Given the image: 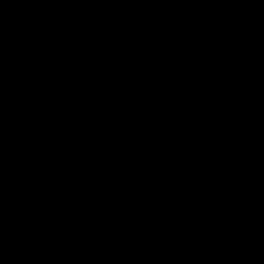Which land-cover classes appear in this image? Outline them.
I'll use <instances>...</instances> for the list:
<instances>
[{"label": "trees", "instance_id": "16d2710c", "mask_svg": "<svg viewBox=\"0 0 264 264\" xmlns=\"http://www.w3.org/2000/svg\"><path fill=\"white\" fill-rule=\"evenodd\" d=\"M263 107L264 0H0V264H264Z\"/></svg>", "mask_w": 264, "mask_h": 264}, {"label": "water", "instance_id": "95a60500", "mask_svg": "<svg viewBox=\"0 0 264 264\" xmlns=\"http://www.w3.org/2000/svg\"><path fill=\"white\" fill-rule=\"evenodd\" d=\"M264 118V107L263 109L259 112L257 118L255 121L252 123L251 128L247 132V135L243 142L241 143V151H240V158L238 162V169H237V176L235 180V184L233 186V194L231 198V216L234 225L236 226V229L239 231V233L242 235V237L247 241V243L256 251L261 253L264 256V249L259 247L252 239L251 237L243 230L238 214H237V199H238V194H239V187H240V181H241V172L243 169V164L247 155V149L249 142L251 141V137L255 130L257 129L258 125L260 124L261 120Z\"/></svg>", "mask_w": 264, "mask_h": 264}]
</instances>
